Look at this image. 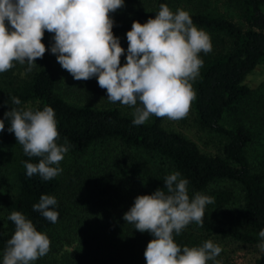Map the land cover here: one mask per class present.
Segmentation results:
<instances>
[{"label": "trees", "instance_id": "16d2710c", "mask_svg": "<svg viewBox=\"0 0 264 264\" xmlns=\"http://www.w3.org/2000/svg\"><path fill=\"white\" fill-rule=\"evenodd\" d=\"M179 1L124 0V7L110 13L113 34L125 55L126 32L133 20L143 24L155 18L161 4L175 12L171 4ZM218 2L232 7L231 15L218 8ZM185 3L192 5L188 12L193 23L211 37L212 51L200 54L204 63L193 82L196 99L191 108L197 124L217 139L216 151H203L182 134L164 128L163 118L151 116L143 125H134L133 115L103 101L107 93L95 77L77 81L59 65L50 51L53 34L45 31L42 43L48 50L35 61L36 67L27 71V64L16 63L0 73V119L5 124L0 144L16 152L11 165L15 189L7 193L0 209L2 256L14 233L8 217L19 211L51 241L50 251L32 264H146L144 251L153 236L135 230L123 215L138 195L163 189L164 178L174 171L189 181L190 199L200 192L214 200L205 208L203 226L189 224L174 236L177 244L199 246L213 237L264 244L259 235L264 230V104L248 105L251 89L244 83L256 64L264 66V0ZM120 59L123 65L125 56ZM12 97L20 105L13 104ZM44 107L55 111L57 143L67 139V153L76 156L74 161L81 158L74 170L95 172L76 182V190L71 174L65 183L60 175L47 181L39 175L29 177L24 162L35 164L40 158L27 156L8 131L5 112ZM89 154L97 157L94 169L82 165ZM77 190L82 192L77 195ZM41 195L56 198V223L33 210ZM249 264H264V250Z\"/></svg>", "mask_w": 264, "mask_h": 264}, {"label": "clouds", "instance_id": "9594fccd", "mask_svg": "<svg viewBox=\"0 0 264 264\" xmlns=\"http://www.w3.org/2000/svg\"><path fill=\"white\" fill-rule=\"evenodd\" d=\"M122 7L124 0H0V73L16 63L27 64V71L36 67L35 61L48 50L42 43L47 31L53 34L50 51L59 65L74 80L95 77L109 102L133 107L134 125H143L151 116L185 118L196 99L193 82L204 63L200 54L212 51L210 35L193 23L188 11L173 12L161 4L155 18L143 24L133 20L126 32L125 55L110 16ZM11 101L21 103L16 97ZM4 116L24 153L40 158L35 164L24 162L26 174L45 181L61 174L59 165L70 145L67 139L57 143L54 109L11 108ZM4 127L0 119V132ZM164 184L150 195H138L123 215L135 230L153 236L144 251L146 264H219L215 258L222 249L213 241L181 247L174 238L192 222L203 226L205 208L213 197L197 192L190 199L189 181L178 171L167 175ZM56 206L54 196L41 195L33 210L56 223ZM8 219L14 223V233L3 250L2 264H32L50 251L48 235L37 231L24 214L13 211ZM259 235L264 237V230ZM260 247L264 250V244Z\"/></svg>", "mask_w": 264, "mask_h": 264}, {"label": "rangeland", "instance_id": "374dc122", "mask_svg": "<svg viewBox=\"0 0 264 264\" xmlns=\"http://www.w3.org/2000/svg\"><path fill=\"white\" fill-rule=\"evenodd\" d=\"M185 2L186 0H180L178 3H172L171 6L176 9H184L189 11L192 8V5ZM218 8H221L222 11L231 15L230 11H232V7L227 6L225 3L218 2ZM244 83L251 89V96L249 98L248 105L258 108L259 103L264 104V66L261 63L256 64L255 67L246 75ZM99 98L103 97L101 96ZM103 101L105 103L108 102L111 104V102H109L105 97L103 98ZM98 102L99 100L97 99V103ZM116 105H118L122 112L133 115V107L121 105L119 102H117ZM225 122H227V120ZM162 126L166 129L178 132L188 139L192 140L203 151L210 153L215 152L217 149V139L212 136L207 130L203 129L197 124L191 107L187 116L183 119L170 120L166 117L163 118ZM15 154V150L12 149L10 145L0 144V209L3 206V200L6 199L7 193H12L15 189L11 168ZM75 157L76 156L74 155L66 153L63 161L59 165V167L63 169L62 173L59 174L63 179V183L67 181L69 174L73 176V190H76V182H79L80 179H82L83 177L86 178L88 177V175L95 174V172H92L91 169H89L90 172L88 170H81L79 168V171L74 170V167L78 166V162L81 160V158H78L76 159V161H74ZM96 159V156H94V158H91V154H89L85 158L83 157L81 162H84L86 160L85 164L82 165L88 167L91 164L92 169H94L93 160L95 162ZM75 175H77L76 178ZM81 192L82 191L77 190L76 194L78 195ZM209 240L219 245L222 249L219 256L215 258L216 261H219V264H249L253 260V258L256 257L262 250L260 246L236 243L224 238L213 237ZM104 250L105 249H103V251ZM104 253L109 254V251L105 250ZM106 259L110 262L109 257H107ZM1 260L2 254L0 253V262ZM211 263L214 264V261H211Z\"/></svg>", "mask_w": 264, "mask_h": 264}]
</instances>
